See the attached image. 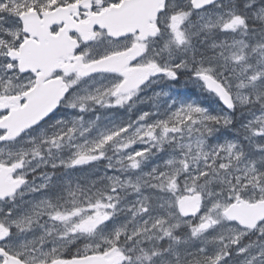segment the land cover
<instances>
[{
    "label": "snow or ice",
    "instance_id": "snow-or-ice-1",
    "mask_svg": "<svg viewBox=\"0 0 264 264\" xmlns=\"http://www.w3.org/2000/svg\"><path fill=\"white\" fill-rule=\"evenodd\" d=\"M0 264H264V0H0Z\"/></svg>",
    "mask_w": 264,
    "mask_h": 264
},
{
    "label": "rangeland",
    "instance_id": "rangeland-1",
    "mask_svg": "<svg viewBox=\"0 0 264 264\" xmlns=\"http://www.w3.org/2000/svg\"><path fill=\"white\" fill-rule=\"evenodd\" d=\"M172 94L180 101L200 100V94L197 92L195 88H191V87H180L179 85H177L175 88L172 89ZM201 102L204 103L205 105L209 103V101L207 100H203ZM143 107L147 108V106H143Z\"/></svg>",
    "mask_w": 264,
    "mask_h": 264
},
{
    "label": "flooded vegetation",
    "instance_id": "flooded-vegetation-1",
    "mask_svg": "<svg viewBox=\"0 0 264 264\" xmlns=\"http://www.w3.org/2000/svg\"><path fill=\"white\" fill-rule=\"evenodd\" d=\"M151 93V90H149V92L147 94H150Z\"/></svg>",
    "mask_w": 264,
    "mask_h": 264
}]
</instances>
